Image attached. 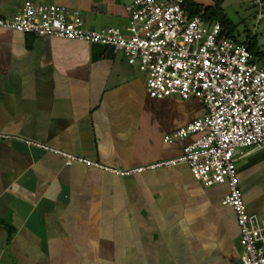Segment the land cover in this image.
I'll return each mask as SVG.
<instances>
[{"label":"crops","instance_id":"crops-1","mask_svg":"<svg viewBox=\"0 0 264 264\" xmlns=\"http://www.w3.org/2000/svg\"><path fill=\"white\" fill-rule=\"evenodd\" d=\"M25 2L76 10L90 30L129 24L126 0H0V19ZM202 114L194 99L149 98L111 48L0 28V264H242L225 185L204 187L186 164L128 176L66 166L26 143L146 167L179 156L192 138L163 137ZM236 177L264 227V146L237 160Z\"/></svg>","mask_w":264,"mask_h":264},{"label":"built area","instance_id":"built-area-1","mask_svg":"<svg viewBox=\"0 0 264 264\" xmlns=\"http://www.w3.org/2000/svg\"><path fill=\"white\" fill-rule=\"evenodd\" d=\"M264 18V0H253ZM126 27L85 28L76 10L25 2L0 28L38 38L55 37L96 44L122 54L143 77L151 99L196 100L203 114L163 137L187 141L179 156L126 170L103 167L51 147L26 142L65 159L115 176L186 164L204 187L225 185L222 205L233 212L239 230L242 264H264V227L247 213L236 177V162L249 149L264 146V60L246 45L224 36L218 21L191 16L184 0H126Z\"/></svg>","mask_w":264,"mask_h":264},{"label":"rangeland","instance_id":"rangeland-1","mask_svg":"<svg viewBox=\"0 0 264 264\" xmlns=\"http://www.w3.org/2000/svg\"><path fill=\"white\" fill-rule=\"evenodd\" d=\"M204 6L212 5V0H194ZM225 16L233 26V35L239 41H245V36L255 43V52L264 54V20L257 22V16L262 13L252 0H220ZM258 60L262 58L257 57ZM134 68V67H133ZM135 69V68H134ZM136 70V69H135Z\"/></svg>","mask_w":264,"mask_h":264},{"label":"trees","instance_id":"trees-1","mask_svg":"<svg viewBox=\"0 0 264 264\" xmlns=\"http://www.w3.org/2000/svg\"><path fill=\"white\" fill-rule=\"evenodd\" d=\"M188 5V13L191 16L197 15L201 16L205 21L214 22L218 21L222 27V34L235 42H241L233 35V26L229 19L223 13L221 8L220 0H212V5L204 6L200 3H196L194 0H184ZM244 43L247 49L255 55V57L263 58V53L255 52V43L253 40L246 39ZM261 60V59H260Z\"/></svg>","mask_w":264,"mask_h":264}]
</instances>
